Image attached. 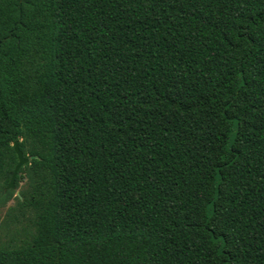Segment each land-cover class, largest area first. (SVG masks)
Instances as JSON below:
<instances>
[{
    "label": "trees",
    "instance_id": "obj_1",
    "mask_svg": "<svg viewBox=\"0 0 264 264\" xmlns=\"http://www.w3.org/2000/svg\"><path fill=\"white\" fill-rule=\"evenodd\" d=\"M11 201L0 264H264V0H0Z\"/></svg>",
    "mask_w": 264,
    "mask_h": 264
},
{
    "label": "water",
    "instance_id": "obj_2",
    "mask_svg": "<svg viewBox=\"0 0 264 264\" xmlns=\"http://www.w3.org/2000/svg\"><path fill=\"white\" fill-rule=\"evenodd\" d=\"M19 141H16L14 143V150L17 154V157H18V164L17 166L15 167V170L12 174V177H11V180H10V184H9V189H15V181H16V177L18 175V172L20 171V169L25 166L26 164H28L29 160L26 159L24 157V154L23 152L21 151L20 147H19Z\"/></svg>",
    "mask_w": 264,
    "mask_h": 264
},
{
    "label": "rangeland",
    "instance_id": "obj_3",
    "mask_svg": "<svg viewBox=\"0 0 264 264\" xmlns=\"http://www.w3.org/2000/svg\"><path fill=\"white\" fill-rule=\"evenodd\" d=\"M26 187H27L26 183L21 184L19 189H17V195L21 190L25 189ZM14 204H15L14 201H11L5 209L0 210V221L5 218L8 207L14 206Z\"/></svg>",
    "mask_w": 264,
    "mask_h": 264
}]
</instances>
